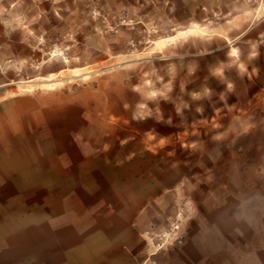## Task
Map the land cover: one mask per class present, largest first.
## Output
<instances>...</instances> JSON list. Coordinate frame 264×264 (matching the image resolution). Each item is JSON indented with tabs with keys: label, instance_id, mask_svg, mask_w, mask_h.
Returning <instances> with one entry per match:
<instances>
[{
	"label": "rangeland",
	"instance_id": "374dc122",
	"mask_svg": "<svg viewBox=\"0 0 264 264\" xmlns=\"http://www.w3.org/2000/svg\"><path fill=\"white\" fill-rule=\"evenodd\" d=\"M262 18L264 0H0V101L92 104L122 177L100 193L142 206L143 233L180 224L155 262L188 228L264 224Z\"/></svg>",
	"mask_w": 264,
	"mask_h": 264
},
{
	"label": "crops",
	"instance_id": "0c3cea01",
	"mask_svg": "<svg viewBox=\"0 0 264 264\" xmlns=\"http://www.w3.org/2000/svg\"><path fill=\"white\" fill-rule=\"evenodd\" d=\"M91 106L60 93L0 101V264L144 261L143 207L98 190L122 177L97 154L91 115L80 113ZM248 218L188 228L155 262L264 264V224Z\"/></svg>",
	"mask_w": 264,
	"mask_h": 264
},
{
	"label": "built area",
	"instance_id": "2783aa9c",
	"mask_svg": "<svg viewBox=\"0 0 264 264\" xmlns=\"http://www.w3.org/2000/svg\"><path fill=\"white\" fill-rule=\"evenodd\" d=\"M180 224L176 219L173 221L166 231H155L154 229H148L143 233L144 238L148 241L149 255L141 264H155L151 257H153L158 251L162 250L165 245H169L174 241H177L180 237Z\"/></svg>",
	"mask_w": 264,
	"mask_h": 264
},
{
	"label": "bare ground",
	"instance_id": "6f19581e",
	"mask_svg": "<svg viewBox=\"0 0 264 264\" xmlns=\"http://www.w3.org/2000/svg\"><path fill=\"white\" fill-rule=\"evenodd\" d=\"M49 86H52V85H49Z\"/></svg>",
	"mask_w": 264,
	"mask_h": 264
}]
</instances>
